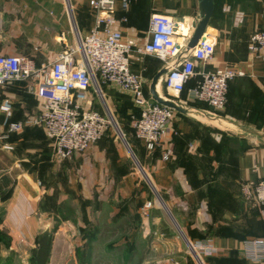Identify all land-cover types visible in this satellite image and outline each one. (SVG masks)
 I'll list each match as a JSON object with an SVG mask.
<instances>
[{"label": "crops", "instance_id": "obj_1", "mask_svg": "<svg viewBox=\"0 0 264 264\" xmlns=\"http://www.w3.org/2000/svg\"><path fill=\"white\" fill-rule=\"evenodd\" d=\"M47 1L0 0V54L22 55L9 51L34 48L38 50L32 54L37 64H50L59 52L76 43V30L85 34L93 27L95 16L89 0H71L77 8L74 20L65 0L64 3L63 0H54L53 10L46 7ZM214 2L215 13L208 32L217 37V45L215 56L207 67H232L245 72V76L229 85L225 114L211 116L214 113L209 110L211 107L207 108L209 105L194 99L192 89L196 81L191 80L180 94L166 89L173 100L191 109L187 113H175L161 147L148 150L141 140L133 136V126H125L126 134L132 137L133 144L130 140L128 142L133 153L141 162L143 158L148 164L149 169L146 168L150 178L147 176L146 188L130 165L129 158H133L130 151L129 154L123 152L127 145L119 141L123 142L121 137L110 132L86 151L76 153L62 163L78 174L85 173L78 176L77 181L84 186L82 192L87 209L97 213L100 224L115 216L135 228L143 205L152 202L149 216L141 214L143 225L147 226L143 240L148 238L151 226L166 223V227L171 229L166 217L169 212L186 241L213 243L217 252L203 257L210 264H264V261L246 259L241 252L244 240H264V207L240 205L239 200L244 182L255 183L264 179V137L247 131L264 133V62L255 58L248 49L250 37L264 28V0ZM153 13L180 19L190 25L192 32L202 15L199 0H132L126 11L120 5L118 7V29L125 37L143 44ZM31 28L34 30L32 36L27 32ZM188 42L187 39L182 41L183 49L187 48ZM204 66L198 62L197 70ZM163 68V61L151 55L136 56L131 65L134 73L141 77L142 73H149L152 79ZM159 82L157 88L160 92ZM150 85L148 90L145 87L144 90L151 98ZM108 86L103 92L107 100L113 101L115 89ZM87 92L89 90L79 92L77 100L86 108L104 112L97 107L93 95H87ZM42 109L43 100L37 96L30 81H14L0 86V136L8 138L13 135V141L0 147L10 160L9 163L4 161L0 169L4 172L0 175V192L8 193L1 205H8L7 212L12 215H23L22 220L30 227L35 226V230L44 225L42 215L36 212L37 209L41 211L38 205H46L48 196L53 194L45 179H52L59 170L55 161L40 160L44 156L38 148H46L43 147L44 128L26 124ZM13 123H24V126L10 132ZM220 128L224 130L222 133L225 130L230 132L224 135L226 138H222ZM7 145L13 150L30 145L34 148L28 149L27 154L35 153L34 158L37 159L29 160L32 165L24 164L27 158L14 159L9 155L11 150L6 148ZM42 167L47 171H40ZM62 202L75 205L73 198L70 203L59 200L56 205ZM112 202L114 205H108ZM136 218L138 220L134 221ZM170 229L164 231L170 233ZM164 231H161V236L169 235ZM30 234L29 231L21 238L26 239Z\"/></svg>", "mask_w": 264, "mask_h": 264}, {"label": "built area", "instance_id": "obj_2", "mask_svg": "<svg viewBox=\"0 0 264 264\" xmlns=\"http://www.w3.org/2000/svg\"><path fill=\"white\" fill-rule=\"evenodd\" d=\"M131 1L89 0L95 16L93 27L85 34L76 30V43L59 52L50 64L38 65L27 55L0 54V86L14 81L33 84L37 96L43 100V109L26 124L44 128L59 159H69L86 151L100 141L113 124L110 114L93 107L86 108L77 100L79 92H85L93 85L100 93L101 85L114 84L130 94L139 109V115L133 117L132 122L137 138L150 151L162 146L168 124L176 112L146 95L143 78L131 69L136 56L151 55L163 61L164 67L168 68L164 81L166 89L175 94L185 91L187 83L195 80L194 99L206 103L220 116L228 103L230 82L245 76L239 68L207 67L215 56L217 45V37L209 32L193 50L186 52L182 41L190 40L192 28L167 14L151 15L143 44L125 37L118 29L117 11L119 5L126 11ZM248 49L264 62V28L250 37ZM198 62L205 65L200 70H197ZM10 126L12 132L20 130L24 123ZM6 148L11 147L7 145ZM241 195L248 203L264 207V179L244 182ZM152 207V202L146 203L143 213L147 215ZM190 247L199 260L217 252L211 241L190 243ZM241 252L250 261L263 262L264 240H244Z\"/></svg>", "mask_w": 264, "mask_h": 264}, {"label": "rangeland", "instance_id": "obj_3", "mask_svg": "<svg viewBox=\"0 0 264 264\" xmlns=\"http://www.w3.org/2000/svg\"><path fill=\"white\" fill-rule=\"evenodd\" d=\"M65 1L68 5L67 9L70 11V15L74 20L77 8L71 0ZM55 3L54 0H48L45 2V4H47L46 7L50 10L54 9ZM27 32L31 33V36L34 35V30L32 28L28 29ZM9 52L19 53L34 58L33 55L38 52V50L33 48L26 51ZM142 77L144 80V87L148 90L152 77L149 73H142ZM164 81L165 77L163 76L160 78L159 82L160 94L172 99L171 96L168 95L169 93L165 88ZM107 86L115 89L113 90V101L110 99L107 100L105 97L103 91ZM100 88L103 95L98 92L97 87L94 85L86 94L93 95L97 107L113 117L115 122H113L108 132L121 137L119 133L121 131L125 140L127 142L130 140V143L133 144L132 137H130L129 134H126L127 132L125 130V126L132 125L133 117H137L139 114V109L135 107L132 96L123 92L114 84L101 85ZM204 106L207 107L206 105ZM209 110L212 113L214 112L211 108ZM210 115L213 117H216V115L219 116L217 113H215V115L214 113ZM204 119L209 122L207 118ZM222 131L224 130H221L222 136L230 133L227 130L223 133ZM235 131L241 130L236 129ZM134 135L137 138L135 130L133 129V136ZM46 137H44L45 142L43 143V147L46 148H38L41 151L40 153L44 156L40 157V160L43 161L46 159L47 161H55L59 170L52 179L50 177L45 179L46 186H49L53 194L48 196L46 205H38V208H40L41 211H39V209L36 211L40 216L42 215L44 225H41V227L35 230V226L30 227V225L23 221V215H12L8 213V205H1L8 196L6 195L8 193L4 194L0 192V264H30L31 251L36 245L38 233L42 230H47L54 235L55 241L53 240L52 246L53 254L51 253L49 264H210V261L207 258L199 260L196 257L190 247V242L186 241L181 235L176 220L171 213L169 214V212L166 214V217L171 229L166 227V223L163 225L151 226V229L147 232L148 238H145V240L142 239V235L146 232L145 230H147V226L143 225L141 214L143 217H148L149 214L146 215L143 213L144 205L141 209L140 220L137 218L133 219L134 221L138 220L135 221L138 225L135 226V228H132V225L125 224L122 220H117L115 216L110 220L108 219L107 222L103 221L100 224L97 213L89 212L87 209V201L84 200L85 198L83 199L84 195L82 192L84 186L80 185L77 181V179L80 176H84L85 173L78 174V171L71 170L66 164L63 165L66 160H61L56 157L53 145L50 141H47ZM226 137L227 136H224L222 138ZM121 139L123 142L120 139L119 141L124 143V139L122 137ZM10 141H13V135L8 138L0 136V147L4 144H8V142L10 143ZM226 142L229 143V141ZM33 148L34 147H31L30 145H25L19 146L13 150L11 147L9 149L11 150L9 155L14 157V159L16 157L27 158V161L23 163L32 165V161L30 163L29 160L37 158H34L36 157L35 153L27 154V150H32ZM130 148L132 152H134L131 146ZM128 150V147H126L123 149V152L129 154ZM134 155L137 161L133 158H129L131 159L130 165L133 171L138 175V179H142L144 183L143 187L146 188L147 184L145 182L148 180L147 176L149 177L146 168L148 167V164L143 158L141 159L140 157L142 160L141 162L135 153ZM4 161L5 160L1 155L0 165H4ZM45 164L44 161V165ZM45 170L47 171V168H40V171L44 172ZM1 174H4V172L0 171V175ZM72 198L75 199V205H65L73 209L72 214L65 211V214L70 215V219L66 220L64 219L63 214L57 211L59 205L56 204L59 200H65L70 203ZM239 200L241 203L240 205H252L243 199L241 195ZM95 203H98V200H96ZM108 205H114V203H108ZM35 207L37 208V205ZM164 229H170L171 232H165ZM29 231L31 233L30 237L22 239L21 236L23 234L27 235ZM161 231H164L165 234L169 233V235L165 236L163 234L161 236ZM191 243L195 244V242ZM90 250V258L86 261V255Z\"/></svg>", "mask_w": 264, "mask_h": 264}, {"label": "water", "instance_id": "obj_4", "mask_svg": "<svg viewBox=\"0 0 264 264\" xmlns=\"http://www.w3.org/2000/svg\"><path fill=\"white\" fill-rule=\"evenodd\" d=\"M199 2H200V6H201L202 15H201V18H200L199 22L197 23L193 33H192V36H191L189 42H188L186 52H190L191 50H193L196 47V45L198 44L199 40L201 38H204V34L206 32H208V26H209L210 21H211L213 15L215 13V2H214V0H199ZM179 21H180V19H179ZM167 72H168V68L164 67L161 71H159L153 77L151 85H150L151 99L156 103H159L161 105H165V106H168V107L174 109L175 112L187 113L191 109L190 106L185 105L181 102L175 101L173 99H170L166 96H163L158 91V88H157L158 82L162 76L166 75ZM244 130L246 131L247 129L244 128ZM247 131L264 137V133H261L258 131H251V130H247ZM119 133H120L121 137L124 139V142L127 145L131 155L133 156L135 161H137L134 153L132 152V150L128 144V142L125 140L124 135L122 134L121 131ZM138 165L141 168L139 163H138ZM181 234L183 236H185L182 231H181Z\"/></svg>", "mask_w": 264, "mask_h": 264}, {"label": "trees", "instance_id": "obj_5", "mask_svg": "<svg viewBox=\"0 0 264 264\" xmlns=\"http://www.w3.org/2000/svg\"><path fill=\"white\" fill-rule=\"evenodd\" d=\"M225 112H226V108L221 114L224 115ZM1 155L3 156V159L9 163V161H10L9 158L5 157L2 153V151L0 150V156ZM1 166L2 165H0V169L2 168ZM57 211L59 213H62L64 219H66V220L70 219V215L65 214V211H68L71 214L73 213V209L71 207L65 206V203H63V202L60 203ZM53 240H54L53 233H50L47 230H42L38 233V236L36 239V245L31 251L30 264H49L52 246H53ZM90 255H91V250L88 251V253L86 255V258H85L86 261H87V259L90 258Z\"/></svg>", "mask_w": 264, "mask_h": 264}, {"label": "bare ground", "instance_id": "obj_6", "mask_svg": "<svg viewBox=\"0 0 264 264\" xmlns=\"http://www.w3.org/2000/svg\"><path fill=\"white\" fill-rule=\"evenodd\" d=\"M99 93H100V92H99ZM100 94L103 95L102 93H100ZM112 118H113V117H112ZM113 122H115L114 119H113Z\"/></svg>", "mask_w": 264, "mask_h": 264}]
</instances>
